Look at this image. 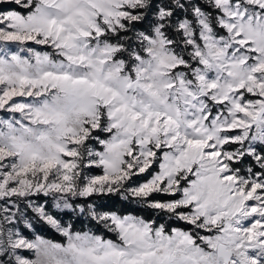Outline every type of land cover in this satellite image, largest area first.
<instances>
[{
    "label": "snow or ice",
    "instance_id": "obj_1",
    "mask_svg": "<svg viewBox=\"0 0 264 264\" xmlns=\"http://www.w3.org/2000/svg\"><path fill=\"white\" fill-rule=\"evenodd\" d=\"M0 264H264V0H0Z\"/></svg>",
    "mask_w": 264,
    "mask_h": 264
},
{
    "label": "trees",
    "instance_id": "obj_2",
    "mask_svg": "<svg viewBox=\"0 0 264 264\" xmlns=\"http://www.w3.org/2000/svg\"><path fill=\"white\" fill-rule=\"evenodd\" d=\"M44 235H46L47 238H54L56 240H60L62 241V237H59L58 234H55L52 230L48 229L45 233H42Z\"/></svg>",
    "mask_w": 264,
    "mask_h": 264
},
{
    "label": "rangeland",
    "instance_id": "obj_3",
    "mask_svg": "<svg viewBox=\"0 0 264 264\" xmlns=\"http://www.w3.org/2000/svg\"><path fill=\"white\" fill-rule=\"evenodd\" d=\"M98 171V170H97Z\"/></svg>",
    "mask_w": 264,
    "mask_h": 264
}]
</instances>
